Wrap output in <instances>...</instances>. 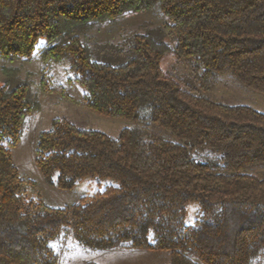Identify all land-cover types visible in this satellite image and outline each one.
Masks as SVG:
<instances>
[{"label": "trees", "instance_id": "obj_1", "mask_svg": "<svg viewBox=\"0 0 264 264\" xmlns=\"http://www.w3.org/2000/svg\"><path fill=\"white\" fill-rule=\"evenodd\" d=\"M158 8L118 40L90 31ZM67 63L81 103L130 121L114 137L55 118L39 135L46 183L104 188L71 206L29 197L11 149L40 102L0 83V264H58L71 234L94 249L168 251L170 264H257L264 251V113L208 94L229 73L264 92V0H0V57ZM173 56L174 64L162 67ZM6 71V70H5ZM14 75H16L14 73ZM199 203L194 223L187 205ZM86 264H97L87 262Z\"/></svg>", "mask_w": 264, "mask_h": 264}, {"label": "rangeland", "instance_id": "obj_2", "mask_svg": "<svg viewBox=\"0 0 264 264\" xmlns=\"http://www.w3.org/2000/svg\"><path fill=\"white\" fill-rule=\"evenodd\" d=\"M158 8L149 12L128 15L114 23L100 24L90 33L98 37L118 40L130 30L141 28L147 22L161 21ZM173 56L162 62L164 69L174 64ZM67 63L43 62L34 54L29 58L10 59L0 57V83L7 75L20 81H27L30 89L40 102L38 109L28 117L23 134L18 143L12 147L11 154L20 174L35 182L26 187L27 194L33 199H41L51 207L71 206L82 197L95 195L105 186V180L85 178L72 189H60L46 183L36 161V146L42 131L51 127L55 118H68L83 128L101 130L111 136H118L120 131L132 125L122 118H112L100 114L81 103L78 89L67 82ZM6 70V71H5ZM14 73L16 75H14ZM208 94L231 105H247L264 113V92L250 89L229 73L221 75L215 88ZM199 203L194 201L187 205L186 223L192 224L197 218ZM59 251L58 264H170L168 251H151L144 249L115 247L94 249L80 244L71 234L62 243H55ZM257 264H264V251Z\"/></svg>", "mask_w": 264, "mask_h": 264}]
</instances>
